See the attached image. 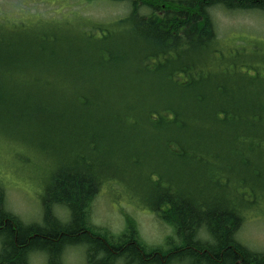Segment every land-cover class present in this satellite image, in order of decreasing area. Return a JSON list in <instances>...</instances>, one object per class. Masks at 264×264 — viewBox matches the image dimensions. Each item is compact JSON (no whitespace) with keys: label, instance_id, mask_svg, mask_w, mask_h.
Returning a JSON list of instances; mask_svg holds the SVG:
<instances>
[{"label":"trees","instance_id":"16d2710c","mask_svg":"<svg viewBox=\"0 0 264 264\" xmlns=\"http://www.w3.org/2000/svg\"><path fill=\"white\" fill-rule=\"evenodd\" d=\"M107 1L127 14L81 18L69 36L26 38L25 21L0 16V134L49 168L39 223L6 209L0 186V264H61L80 246L86 264H264L236 237L264 202L261 70L216 58L210 13H264V0ZM112 184L179 243L148 247L131 218L117 237L91 225V204Z\"/></svg>","mask_w":264,"mask_h":264},{"label":"rangeland","instance_id":"374dc122","mask_svg":"<svg viewBox=\"0 0 264 264\" xmlns=\"http://www.w3.org/2000/svg\"><path fill=\"white\" fill-rule=\"evenodd\" d=\"M127 8L126 3L107 0H0V16L5 15L7 19L18 17L30 26L32 33L26 38L37 37L39 30H53L58 34L66 30V36H69L71 30H77L75 24L81 18L109 22L126 15ZM210 13L216 30V49L221 52L216 58L228 59L226 66L229 70L234 68L235 56L258 66L260 82L264 86V13L258 10L230 12L222 7L211 9ZM217 71L220 72V68ZM18 131L31 132L27 128ZM48 169L46 159L37 151L11 142L0 134V186L4 189L6 209L27 224L41 221L40 184L47 177ZM122 190L112 184L98 192L91 204V225L117 237L126 231L127 219L131 218L137 224L139 239L148 247L165 246L166 239L179 243L172 226L133 203ZM248 211L242 228L236 234L237 240L252 252L264 253V202ZM56 213L60 219H68L65 211L57 209ZM85 250L82 246L67 249L61 264H86ZM31 264L47 263L44 256L33 255Z\"/></svg>","mask_w":264,"mask_h":264}]
</instances>
